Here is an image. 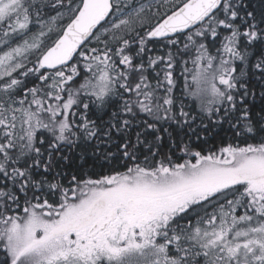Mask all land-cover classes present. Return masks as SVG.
I'll list each match as a JSON object with an SVG mask.
<instances>
[{"label":"trees","instance_id":"16d2710c","mask_svg":"<svg viewBox=\"0 0 264 264\" xmlns=\"http://www.w3.org/2000/svg\"><path fill=\"white\" fill-rule=\"evenodd\" d=\"M75 1L79 0H37L29 16L42 20ZM178 2L161 0L158 7L152 6L155 12L148 24L127 36L125 45L111 40L109 34L98 36L109 18L71 65L42 69V53L74 16L73 8L57 31L39 38L37 55L24 59L13 75L0 78L1 231L6 222L19 221L37 204L55 208L61 197L71 195L85 180L131 169L156 172L182 164L203 167L208 156L217 163L224 149L264 146V0H226L194 30L162 41L147 38V32ZM8 27L0 26V32L12 29ZM24 38L20 35L4 45L0 59L4 54L14 58L16 53L10 48L26 44ZM231 39L235 49L226 52L224 47ZM94 58L110 64V89L103 97L89 84ZM199 59H212L214 67H222L229 78V88L217 99L195 93ZM59 73L60 80L58 76L53 79L54 89L49 92V81L44 78ZM67 88L78 92L69 127L59 141L55 122L43 106L50 94L58 98L61 89L65 99ZM22 98L24 107L14 115L12 105ZM16 124L17 128L33 126L26 131ZM238 183L232 186L234 196L244 197L242 183ZM3 243L0 238V264H14L11 246ZM191 253L196 256L190 264H220L210 261L209 253L199 245Z\"/></svg>","mask_w":264,"mask_h":264},{"label":"rangeland","instance_id":"374dc122","mask_svg":"<svg viewBox=\"0 0 264 264\" xmlns=\"http://www.w3.org/2000/svg\"><path fill=\"white\" fill-rule=\"evenodd\" d=\"M115 2V11L98 36L109 34L111 40L125 45L127 36L148 24L155 12L151 7H158L161 0ZM36 4L37 0H2L0 3V26L12 27L0 32V49L20 35H25L26 42L9 47L16 53L14 58L4 54L0 59V78L12 72L13 75L24 59L37 55L41 48L39 38L51 30L57 31L72 9L78 7L72 4L50 17L32 20L29 13ZM224 49L234 51L233 39ZM109 65L94 58L90 67V88L99 97L110 89ZM214 66L212 59L198 60L194 86L197 96L217 99L229 88L226 72ZM59 75L44 78L49 81L46 83L49 92L54 89L53 79L58 76L60 80ZM67 89L65 99L61 89L58 98L50 94L43 106L55 122L59 141L69 127L71 106L78 92L77 88ZM23 103L22 98L13 104L11 112L16 115L24 107ZM27 122H31L28 117ZM32 126L17 128L16 124L17 129L26 131ZM25 136L28 141L31 139L29 133ZM207 160L208 164L203 167L182 164L156 172L131 169L97 180H85L72 190L74 193L61 197V203L55 208L46 203L37 204L19 221L6 222L5 228L0 230V238L4 246H11L14 264H190L196 256L191 252L197 245L216 263L264 264V146L224 149L217 163H212L209 156ZM238 182L242 183L244 197L240 193L234 196L236 191L232 186ZM248 193L251 195L247 199ZM214 208L217 209L213 213ZM184 212L185 228L181 227L184 219L177 224L180 217L184 218ZM112 216L118 223L113 227L116 236L103 235L91 242L88 235L94 222L103 217L101 227ZM171 231L179 235L181 244L171 247Z\"/></svg>","mask_w":264,"mask_h":264},{"label":"water","instance_id":"95a60500","mask_svg":"<svg viewBox=\"0 0 264 264\" xmlns=\"http://www.w3.org/2000/svg\"><path fill=\"white\" fill-rule=\"evenodd\" d=\"M224 1L186 0L158 22L147 36L150 39H166L194 29L217 12ZM113 10V0H83L61 35L41 56V67L55 70L71 64Z\"/></svg>","mask_w":264,"mask_h":264},{"label":"flooded vegetation","instance_id":"af4514ba","mask_svg":"<svg viewBox=\"0 0 264 264\" xmlns=\"http://www.w3.org/2000/svg\"><path fill=\"white\" fill-rule=\"evenodd\" d=\"M81 3H82V0H79V1H75V3L74 4H77V6L79 5H81ZM180 3V2H179ZM73 4V3H72ZM115 4V3H114ZM180 5V4H179ZM69 6V5H68ZM115 6H116V4H115ZM178 6V5H177ZM177 36H179V35H177ZM163 40H166V39H163ZM160 41H162V40H160ZM99 213V212H98ZM97 213V214H98ZM181 213V211L179 212V214ZM95 214V213H94ZM185 212H184V214H183V216H184V218H182V217H180L179 219V221L177 222V224L178 223H182L181 222V219H184L183 220V225H181V227H184L185 228V226H186V217H185ZM101 219H103V217H100V219L97 221V222H94V227H93V229H92V231L89 233V235H88V237H89V239H90V241L91 242H93V240H95V239H97L98 237H100V236H103V235H107L108 237H115L116 236V231H114V228H116L117 226H118V223L115 221V219H114V216H112L111 218H107V220L104 222V224H103V226H101L100 227V221H101ZM114 227V228H113ZM113 231H114V235H113ZM172 232V234L170 235V237H171V239H172V243H171V245L172 246H174V245H176V244H181L182 242L180 241V237H179V235L178 234H176L174 231H171ZM181 232H184V231H181ZM111 233H112V235H111ZM120 244H122V245H125L126 244V242L125 241H120ZM179 246V245H178ZM177 246V247H178ZM184 246V249H186V245H183ZM176 247V248H177ZM178 249V248H177ZM187 255H188V253H186Z\"/></svg>","mask_w":264,"mask_h":264}]
</instances>
